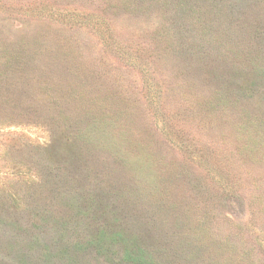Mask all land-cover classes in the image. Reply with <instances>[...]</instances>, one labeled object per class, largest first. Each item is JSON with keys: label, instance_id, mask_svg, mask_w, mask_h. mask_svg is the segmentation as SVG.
Masks as SVG:
<instances>
[{"label": "rangeland", "instance_id": "1", "mask_svg": "<svg viewBox=\"0 0 264 264\" xmlns=\"http://www.w3.org/2000/svg\"><path fill=\"white\" fill-rule=\"evenodd\" d=\"M0 264H264V0H0Z\"/></svg>", "mask_w": 264, "mask_h": 264}]
</instances>
